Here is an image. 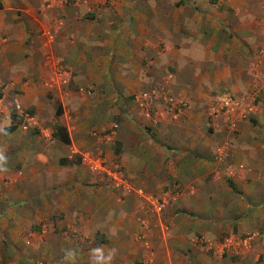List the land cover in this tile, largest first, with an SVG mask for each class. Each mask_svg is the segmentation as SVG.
<instances>
[{"label": "crops", "instance_id": "1", "mask_svg": "<svg viewBox=\"0 0 264 264\" xmlns=\"http://www.w3.org/2000/svg\"><path fill=\"white\" fill-rule=\"evenodd\" d=\"M259 4L0 0V153L7 158L0 258H17L14 249L25 248L28 227L38 224L60 228L57 240L65 241L56 250L49 240L44 264H264ZM55 66L67 71L70 86L91 93L50 82ZM138 87L161 88L147 112L133 104ZM48 89L63 102V115H74L63 122L66 143L56 132L31 134L45 122L26 109L38 114ZM170 93L185 102L179 110L161 102ZM224 93L240 101L234 111L244 110L252 124L244 117L232 126L211 112L214 96ZM125 97L132 106L121 113L117 100ZM135 122L155 136L137 131ZM118 167L136 182L167 184L160 214L131 194L115 196ZM248 232L257 233L249 249L217 251L228 234L240 240ZM76 242L85 249L72 254Z\"/></svg>", "mask_w": 264, "mask_h": 264}, {"label": "rangeland", "instance_id": "2", "mask_svg": "<svg viewBox=\"0 0 264 264\" xmlns=\"http://www.w3.org/2000/svg\"><path fill=\"white\" fill-rule=\"evenodd\" d=\"M259 7L261 10L260 14H264V0H260ZM259 54H261V56H262L264 54V51H260ZM144 69L146 70V67H144ZM145 72L148 73L147 70ZM160 87H162V86H160ZM160 87H159V89L157 88L158 89L157 91L161 92ZM78 88H76L77 89L76 90V89H74V87L72 85L71 86L68 85V87H67V89H70L71 92L72 91H78ZM144 89H146V88H144V87L143 88L142 87L135 88L132 91L131 95L133 96L134 93L135 94L139 93ZM255 89L256 88H254L253 91ZM62 91H64V89ZM66 91L67 90H65V93H66ZM214 92L215 91H213L212 94L216 93V92L215 93ZM169 95L175 96L174 94H171V93ZM216 95H220V94H216ZM216 95L214 96V98L217 97ZM213 99H211V102ZM132 100H133V104H134L135 101H134L133 97H132ZM132 100H131V97H127V98L125 97V99H123V100L119 99V101L117 100V102L120 105L119 108H121V111H122L121 113H124L123 111H125L126 108L127 109L131 108ZM161 102H162V100H161ZM62 103L63 102H61L59 96L57 94H54L50 89H48L47 93H45L44 100H42L40 102L38 114H37V109L34 106L27 108L26 113H28L30 116H32L33 114L35 115V113H36V115L38 116V117L36 115H35L36 117L34 116L36 118V120L38 122H39V120H43L45 122L42 127H39V126L34 127V129L31 130V134L38 135V134L42 133L41 129H43V130H46L47 132H49L50 136H52L53 132H57V128L59 126H63V122H64L65 117L66 118L67 117L68 118H70V117L74 118V115L71 111L67 115H63ZM214 103H215V101L213 102V104ZM113 104H115V102H113ZM64 105H66L65 102H64ZM212 105H211V107H212ZM136 109L138 110L139 107L137 106ZM150 109H149V112H150ZM174 109H176V108H174ZM137 110L135 112H137ZM150 113H152V112H150ZM245 119L248 120L251 118L245 117ZM247 120H244V122L252 124L251 121H249V120L247 121ZM118 121H119V115L114 116L112 122L117 123ZM131 126L132 127L134 126L137 131L143 130L144 133L145 134L147 133V135L150 136L151 138H152V136H155V131H154V129H152V127L148 128L147 126H144L143 124H140L137 122L132 123ZM115 129L116 128L113 127V130H115ZM111 130H112V128L109 131H111ZM52 139H53V137H52ZM114 172L119 173L118 174L119 177H117L118 179L116 180V181H118V186L115 185L116 189H114L115 196H117L119 198H121L125 194L126 195L131 194V195H133V197H135L136 200L138 199V200L144 201L146 203V205L150 208L152 206L151 202L152 201L153 202L154 201H160L161 199H163V197H164L163 193L167 190L166 189L167 184L165 186L161 185L160 188H158L157 185H156V187H154L152 181H156V179H154V180L153 179L152 180H139L136 182L134 177L123 174L122 168L119 169V167H118L116 170H114ZM157 181L162 183V180H157ZM171 182H172V180L169 181V183H171ZM142 183H147V184L142 185ZM171 199L172 198L170 197V201H171ZM59 215H60V212H55L52 216L56 217ZM211 220H215V219H211ZM248 231H250V230H248ZM252 231H254V230H252ZM59 232H61V229L58 227H56V228H49L47 226H44V227L40 226L39 227L38 224H35V226L32 225V226L28 227V231L26 233L25 239L23 240V246L25 248H23L19 244L18 247L14 249V252L17 253V258H6V256L7 257H10V256L5 255L4 257L0 258V264H44V259H45V257H44V254H45L44 246L50 244L49 240L53 239L52 244L56 250L57 249L59 250V247L62 244H64V242H65L62 239H61V242H59L60 238L57 237V234ZM75 244L76 245H74V247L70 250V252H72V254L80 253L81 250L85 249L83 247V245L81 246L80 243L76 242ZM77 244L79 246H77Z\"/></svg>", "mask_w": 264, "mask_h": 264}, {"label": "built area", "instance_id": "3", "mask_svg": "<svg viewBox=\"0 0 264 264\" xmlns=\"http://www.w3.org/2000/svg\"><path fill=\"white\" fill-rule=\"evenodd\" d=\"M50 82L55 83V85H58L59 88L66 89L69 85V74L67 71H65L61 67H54L53 69V77L50 80ZM158 89H150L141 91L139 93L133 94V98L135 101V104L139 108L142 109V111L147 112L145 109L147 107V104L150 103L153 99L160 100L159 94L160 91H157ZM78 92L83 95H89L91 93V89L86 88H78ZM218 98L215 100V103L211 107L212 113H219V114H225L226 117L231 121L232 126L235 125L234 118H244L245 117V111L241 110L237 114L234 109L239 108L240 101L233 96L230 93H224L222 95L217 96ZM163 103H165V107H169L170 109H180L185 105V102L183 99L176 97V96H170L169 94L166 95V97L162 100ZM96 165L100 168V162L96 163ZM152 209L154 212L160 214L164 208L165 200L161 199L160 201H152ZM257 236V233L255 232H248L244 236H242L239 239L234 237L233 234H228L226 237L222 239L221 242H219V246L217 248V251L221 254L223 252H234L236 253L239 247L242 245L244 249H249L251 241ZM144 264H149V262H144Z\"/></svg>", "mask_w": 264, "mask_h": 264}, {"label": "trees", "instance_id": "4", "mask_svg": "<svg viewBox=\"0 0 264 264\" xmlns=\"http://www.w3.org/2000/svg\"><path fill=\"white\" fill-rule=\"evenodd\" d=\"M63 130V131H62ZM56 135L58 136V138L62 141V142H67L68 141V136H67V133L64 129V127L62 126H59L57 128V132H56Z\"/></svg>", "mask_w": 264, "mask_h": 264}, {"label": "clouds", "instance_id": "5", "mask_svg": "<svg viewBox=\"0 0 264 264\" xmlns=\"http://www.w3.org/2000/svg\"><path fill=\"white\" fill-rule=\"evenodd\" d=\"M6 156L3 153H0V171H5V164H6ZM96 252H99V249L95 250Z\"/></svg>", "mask_w": 264, "mask_h": 264}]
</instances>
